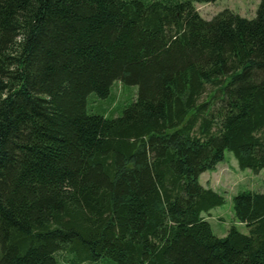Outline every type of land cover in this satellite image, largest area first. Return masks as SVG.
Here are the masks:
<instances>
[{
    "label": "trees",
    "instance_id": "obj_1",
    "mask_svg": "<svg viewBox=\"0 0 264 264\" xmlns=\"http://www.w3.org/2000/svg\"><path fill=\"white\" fill-rule=\"evenodd\" d=\"M0 0V264H264V194L202 216L231 152L264 168V0ZM136 86L116 118L87 98Z\"/></svg>",
    "mask_w": 264,
    "mask_h": 264
},
{
    "label": "rangeland",
    "instance_id": "obj_2",
    "mask_svg": "<svg viewBox=\"0 0 264 264\" xmlns=\"http://www.w3.org/2000/svg\"><path fill=\"white\" fill-rule=\"evenodd\" d=\"M260 0H216L213 3H194V8L201 18L211 20L224 10H229L242 18L251 20L256 16ZM137 87L114 82L105 98L89 95L87 109L89 113L99 114L105 118L119 117L123 110L136 100ZM199 184L224 197V203L210 209L202 216L209 223L212 233L222 238L231 226L242 234L248 230L238 224L232 210V198L241 192L264 194V168L258 173L249 169H240L234 155L225 151L224 160L213 171H206L199 177ZM64 264V263H63ZM83 264H114L108 260L85 262Z\"/></svg>",
    "mask_w": 264,
    "mask_h": 264
}]
</instances>
